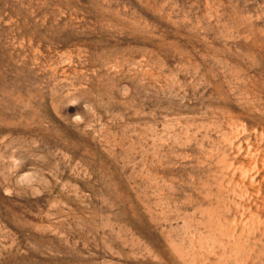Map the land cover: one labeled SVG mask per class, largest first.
I'll list each match as a JSON object with an SVG mask.
<instances>
[{
	"label": "rangeland",
	"instance_id": "obj_1",
	"mask_svg": "<svg viewBox=\"0 0 264 264\" xmlns=\"http://www.w3.org/2000/svg\"><path fill=\"white\" fill-rule=\"evenodd\" d=\"M0 95V264H264V0H0Z\"/></svg>",
	"mask_w": 264,
	"mask_h": 264
},
{
	"label": "bare ground",
	"instance_id": "obj_2",
	"mask_svg": "<svg viewBox=\"0 0 264 264\" xmlns=\"http://www.w3.org/2000/svg\"><path fill=\"white\" fill-rule=\"evenodd\" d=\"M130 26V25H129ZM99 29V28H98ZM66 40V39H65ZM72 42V41H71ZM83 44V43H82ZM76 45V44H75ZM128 45V44H127ZM70 46V45H69ZM68 46V47H69ZM73 46V45H72ZM65 47H66V45H65ZM80 49V48H79ZM35 53H36V51H35ZM69 66V65H68ZM92 66V65H91ZM90 68V67H89ZM64 81V80H63ZM10 92H11V90H10ZM0 97H1V95H0ZM34 103V102H33ZM39 106V105H38ZM49 115V114H48ZM9 116V115H8ZM51 121H53V120H51ZM55 123V122H54ZM20 128V127H19ZM60 128V127H59ZM4 129V128H3ZM26 129V128H25ZM69 129V128H68ZM67 129V130H68ZM1 130H2V128H1ZM31 130V129H30ZM38 130H40V129H38ZM38 130L36 131V132H38ZM66 130V129H65ZM72 130V129H71ZM155 131V130H154ZM6 132V131H5ZM4 131H3V133H5ZM26 132H27V129H26ZM25 132V133H26ZM49 132V131H48ZM68 132V131H67ZM7 133V132H6ZM1 134V133H0ZM31 134V133H30ZM41 134V133H40ZM71 134V133H70ZM23 135V134H22ZM38 135V134H37ZM49 135V134H48ZM35 137H38V136H35ZM59 137V136H58ZM68 138V137H67ZM55 139V138H54ZM60 140V139H59ZM71 140H72V138H71ZM49 142H50V140H48ZM67 141H65V143H66ZM80 142V141H79ZM59 143H61V141L59 142ZM75 143V142H74ZM84 143V142H83ZM82 144V143H81ZM80 145V144H79ZM68 146V145H67ZM77 146V145H76ZM90 147V146H89ZM97 149V148H96ZM84 150V149H83ZM82 150V151H83ZM87 150H90V149H87ZM99 150V149H98ZM40 153V152H39ZM95 153H97V152H95ZM84 154V153H83ZM94 154V153H93ZM88 155V154H87ZM90 160H92V159H90ZM92 161H94V160H92ZM78 163V162H77ZM49 165V164H48ZM29 166V165H28ZM145 166V165H144ZM72 172H73V169H72ZM30 174V173H29ZM47 176V175H46ZM66 176V175H65ZM63 179V178H62ZM14 180V179H13ZM74 181V180H73ZM14 183V182H13ZM76 188V187H75ZM17 189V188H16ZM86 189V188H85ZM87 191V190H86ZM1 192V191H0ZM50 193V192H49ZM4 200V199H3ZM18 200V199H17ZM2 201V200H1ZM0 201V202H1ZM4 202V201H3ZM2 203V202H1ZM6 203V202H5ZM12 203V202H11ZM5 206V205H4ZM4 208V207H3ZM5 209V208H4ZM1 210V209H0ZM7 210V209H6ZM5 210V211H6ZM4 211V210H3ZM7 213V212H6ZM9 218V217H8ZM11 218V217H10ZM3 219V218H2ZM33 219V218H32ZM10 220V219H9ZM40 221V220H39ZM15 223V222H14ZM13 223V224H14ZM43 223V222H42ZM10 228V227H9ZM49 229V228H48Z\"/></svg>",
	"mask_w": 264,
	"mask_h": 264
},
{
	"label": "clouds",
	"instance_id": "obj_3",
	"mask_svg": "<svg viewBox=\"0 0 264 264\" xmlns=\"http://www.w3.org/2000/svg\"><path fill=\"white\" fill-rule=\"evenodd\" d=\"M73 103H75V102H73ZM77 118L79 119L80 117H79V116H77Z\"/></svg>",
	"mask_w": 264,
	"mask_h": 264
}]
</instances>
